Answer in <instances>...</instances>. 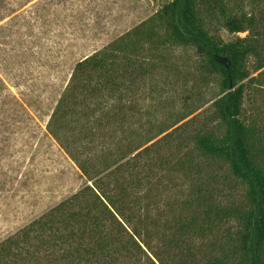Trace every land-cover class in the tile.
<instances>
[{
	"label": "trees",
	"instance_id": "1",
	"mask_svg": "<svg viewBox=\"0 0 264 264\" xmlns=\"http://www.w3.org/2000/svg\"><path fill=\"white\" fill-rule=\"evenodd\" d=\"M180 52L193 55L203 76L220 78L202 122L194 126L199 107L190 108L145 140L104 142L98 153L102 131L82 135L94 146L88 151L68 136L67 105L78 94H90L87 115L95 117L96 102L108 106L136 71L169 70L168 56ZM46 131L86 183L1 241L0 264H264V0L166 1L74 65ZM193 154L205 176L197 173L184 199L166 200L176 175L192 171L184 164ZM213 164L228 168L241 200L222 203L224 175Z\"/></svg>",
	"mask_w": 264,
	"mask_h": 264
},
{
	"label": "rangeland",
	"instance_id": "2",
	"mask_svg": "<svg viewBox=\"0 0 264 264\" xmlns=\"http://www.w3.org/2000/svg\"><path fill=\"white\" fill-rule=\"evenodd\" d=\"M166 1L0 0V242L86 183L46 131L74 65L150 17ZM219 34L225 40L234 38L225 30ZM167 59L169 70L155 67L143 72L140 65L127 91L115 93L108 106L96 102L95 117L87 115V106L93 107L90 94H78L75 104L67 105L68 136L82 144L80 148L94 149L81 140L82 135L91 127L102 131L106 138L95 141L98 153L104 142L114 148L117 142L127 146L145 140L190 108L199 107L194 126L202 122L219 96L220 78L200 74L189 52ZM210 126L216 129L215 122ZM174 136L165 148L175 143ZM185 161V166L193 165L186 168L192 171L176 175L166 200L184 199L199 183V172L204 174L198 155ZM210 169L224 175L222 203L241 200L243 190L226 178L228 168L213 164ZM222 184L220 179L216 183Z\"/></svg>",
	"mask_w": 264,
	"mask_h": 264
}]
</instances>
